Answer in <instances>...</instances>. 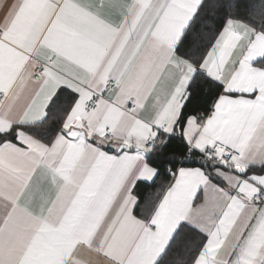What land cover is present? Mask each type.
Returning <instances> with one entry per match:
<instances>
[{
	"label": "snow or ice",
	"instance_id": "1",
	"mask_svg": "<svg viewBox=\"0 0 264 264\" xmlns=\"http://www.w3.org/2000/svg\"><path fill=\"white\" fill-rule=\"evenodd\" d=\"M0 264H264V0H0Z\"/></svg>",
	"mask_w": 264,
	"mask_h": 264
},
{
	"label": "trees",
	"instance_id": "2",
	"mask_svg": "<svg viewBox=\"0 0 264 264\" xmlns=\"http://www.w3.org/2000/svg\"><path fill=\"white\" fill-rule=\"evenodd\" d=\"M150 191H152V189H150V188L145 189V192H150Z\"/></svg>",
	"mask_w": 264,
	"mask_h": 264
},
{
	"label": "crops",
	"instance_id": "3",
	"mask_svg": "<svg viewBox=\"0 0 264 264\" xmlns=\"http://www.w3.org/2000/svg\"><path fill=\"white\" fill-rule=\"evenodd\" d=\"M9 2L11 3V2H12V0H9Z\"/></svg>",
	"mask_w": 264,
	"mask_h": 264
}]
</instances>
